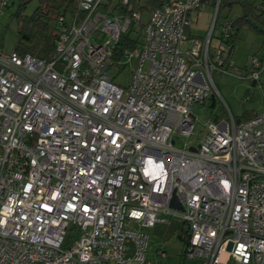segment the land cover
<instances>
[{
  "label": "built area",
  "instance_id": "2783aa9c",
  "mask_svg": "<svg viewBox=\"0 0 264 264\" xmlns=\"http://www.w3.org/2000/svg\"><path fill=\"white\" fill-rule=\"evenodd\" d=\"M104 2L78 0L58 18L48 60L0 48V264H151L147 230L173 224L184 264H264V112L204 123L200 145L175 148L194 134L212 73L227 72L215 16L182 52L201 0H165L144 24L139 0H122L129 14ZM139 26L142 43L119 62L132 69L123 88L109 59ZM248 73L259 83L264 57Z\"/></svg>",
  "mask_w": 264,
  "mask_h": 264
},
{
  "label": "rangeland",
  "instance_id": "374dc122",
  "mask_svg": "<svg viewBox=\"0 0 264 264\" xmlns=\"http://www.w3.org/2000/svg\"><path fill=\"white\" fill-rule=\"evenodd\" d=\"M116 0H113L115 3ZM230 1V0H229ZM228 0H224L219 7L203 5L199 10L192 13L194 23L189 27L187 39L180 45L182 52L188 50L194 38H206L213 23L214 16L217 18L215 30L211 40V46L219 45L222 38L223 27L226 23L234 25V29L229 30V35H233L234 48L230 55V62L233 68L227 72H215L212 74L211 91L209 96L196 103L192 107L195 121V131L191 138L177 139L175 148L178 150L188 149L200 145L206 135L205 124L207 122H224L230 124V116L235 120L243 119L250 114H261L264 112V75L260 77L259 83H254L247 78L249 75L250 59L253 56L264 57V25L255 21L259 18L264 21L258 11L261 0H237L230 5ZM4 3V6L1 4ZM250 5L255 10L254 16L250 18V24L240 21L243 10L240 4ZM146 0H140L139 6H145ZM38 6L36 0L28 3L22 12L23 16H30ZM19 8V0H0V45L4 53H11L15 49L17 24L13 15ZM147 12L143 13L142 24L147 19ZM259 30V31H258ZM143 26L135 27L130 33V38L138 40L139 45L143 41ZM225 41V40H224ZM226 51L229 50L227 44L222 43ZM136 60L133 61V66ZM131 67H118L109 70V74L114 79L115 84L126 88L131 78ZM212 96L215 103L212 104ZM150 235V250L147 260L151 264H182L183 242L178 225L173 224L169 229L158 227L154 230H147ZM165 252L164 258L156 254L157 249Z\"/></svg>",
  "mask_w": 264,
  "mask_h": 264
},
{
  "label": "trees",
  "instance_id": "16d2710c",
  "mask_svg": "<svg viewBox=\"0 0 264 264\" xmlns=\"http://www.w3.org/2000/svg\"><path fill=\"white\" fill-rule=\"evenodd\" d=\"M32 1L34 0H19V8L13 15V19L16 21L17 24L16 44L14 51L18 52L22 56L30 55L34 58H38L41 60H48L51 58L55 49V41L57 38V20L60 16H67L73 14L77 9L78 0H36L38 2V6L35 11L28 17L23 16V10L25 9L26 5ZM164 1L165 0H146L145 6H139V8L146 12H150L156 8L161 7ZM216 1L217 0H201L200 7H202L203 5L215 7ZM223 1L224 0H220L219 7L221 6ZM229 2L230 5H233L238 1L230 0ZM129 5L132 6V9H134L136 6V0H129ZM240 5L244 9H246L247 12L243 10V15L242 17H240L239 20L243 21L244 23L250 24V18L255 17V10H253L254 8L250 5H245L243 3H241ZM101 10L110 14L130 13L128 11V8L122 5V0H116L115 3L113 2V0H105V2L102 4ZM258 11L260 16L264 17V1L262 0L260 2ZM255 21L260 25H264V21H261L257 17L255 18ZM231 28L235 30L234 25H231ZM131 32H133V29H131L128 33L122 35L118 44L114 48L113 54L109 59V70L114 67L118 68L119 62H121L122 52L124 49H135L139 45L138 40H133L130 38ZM188 32L189 29L187 28L185 31L186 38L188 37ZM260 33H264V31L260 30ZM233 38L234 36L231 34L227 40L224 41L223 38H221L220 40L221 43L227 44L229 48V50L226 51L223 47L222 52L223 56L225 54V71H229L233 68L230 62V55L234 48ZM211 100L214 106V96H212ZM257 115L258 114H250L245 116L243 119L234 121L235 124H240L242 122H246L255 118ZM179 238L181 240L180 236ZM181 261L182 264H184V260L182 259Z\"/></svg>",
  "mask_w": 264,
  "mask_h": 264
},
{
  "label": "water",
  "instance_id": "95a60500",
  "mask_svg": "<svg viewBox=\"0 0 264 264\" xmlns=\"http://www.w3.org/2000/svg\"><path fill=\"white\" fill-rule=\"evenodd\" d=\"M193 150V149H192ZM170 208L172 209H177L181 212H183V208L182 206L178 203L177 199L175 198V196H173L171 202H170Z\"/></svg>",
  "mask_w": 264,
  "mask_h": 264
},
{
  "label": "crops",
  "instance_id": "0c3cea01",
  "mask_svg": "<svg viewBox=\"0 0 264 264\" xmlns=\"http://www.w3.org/2000/svg\"><path fill=\"white\" fill-rule=\"evenodd\" d=\"M262 1H264V0H262ZM203 39L204 38H199V39L198 38H194L193 40H196V41H200L201 42V41H203Z\"/></svg>",
  "mask_w": 264,
  "mask_h": 264
}]
</instances>
